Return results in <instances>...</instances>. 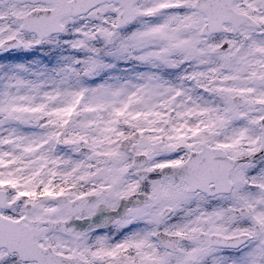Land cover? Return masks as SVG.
I'll return each mask as SVG.
<instances>
[{"label": "snow or ice", "instance_id": "snow-or-ice-1", "mask_svg": "<svg viewBox=\"0 0 264 264\" xmlns=\"http://www.w3.org/2000/svg\"><path fill=\"white\" fill-rule=\"evenodd\" d=\"M0 264H264V0H0Z\"/></svg>", "mask_w": 264, "mask_h": 264}]
</instances>
